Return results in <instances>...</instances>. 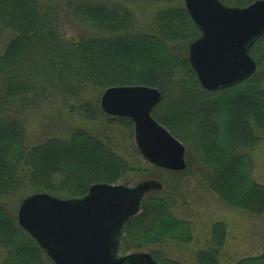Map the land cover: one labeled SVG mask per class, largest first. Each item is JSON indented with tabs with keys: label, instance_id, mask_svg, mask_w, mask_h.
Here are the masks:
<instances>
[{
	"label": "trees",
	"instance_id": "1",
	"mask_svg": "<svg viewBox=\"0 0 264 264\" xmlns=\"http://www.w3.org/2000/svg\"><path fill=\"white\" fill-rule=\"evenodd\" d=\"M159 6L152 29L139 30L129 2ZM247 6L255 0H220ZM59 12V16H58ZM71 13L90 32L65 35L60 11L42 0H0V37L12 33L0 55V264H54L25 231L9 205L12 195L29 190L62 197L84 195L94 183H122L130 169L109 139L77 129L68 138L53 137L29 147L21 115L46 101L61 99L68 111L95 121L104 112L84 98L89 88L150 85L162 91L154 117L180 139L206 167L208 186L229 206L264 216V184L254 178L248 149L264 131V35L250 49L255 73L243 82L206 90L197 78L188 53L174 45L200 35L183 0H90L71 5ZM123 124L132 120L118 117ZM173 202L155 190L144 197L142 209L125 226L120 252L168 241L192 240L190 223L176 218ZM226 239V224L211 226L207 249L197 253L199 264H218ZM162 264H178L152 250ZM235 264H264L259 255Z\"/></svg>",
	"mask_w": 264,
	"mask_h": 264
},
{
	"label": "water",
	"instance_id": "2",
	"mask_svg": "<svg viewBox=\"0 0 264 264\" xmlns=\"http://www.w3.org/2000/svg\"><path fill=\"white\" fill-rule=\"evenodd\" d=\"M184 2L201 33L189 45V60L201 85L224 89L252 75L257 64L250 48L264 35V0L245 7L227 6L220 0ZM160 98L155 87L114 86L104 91L101 106L112 116L132 119L136 144L147 160L183 170L184 145L152 115ZM162 187L147 179L134 186L95 183L81 197L35 193L21 203L18 222L55 264H161L148 252L119 255V245L144 195Z\"/></svg>",
	"mask_w": 264,
	"mask_h": 264
},
{
	"label": "rangeland",
	"instance_id": "3",
	"mask_svg": "<svg viewBox=\"0 0 264 264\" xmlns=\"http://www.w3.org/2000/svg\"><path fill=\"white\" fill-rule=\"evenodd\" d=\"M42 1L52 3L60 11L65 35L78 36L90 32V28L71 13V5L85 0ZM90 1L105 3L110 0ZM127 5L135 12L139 30L150 31L154 13L159 7L157 3L138 1L129 2ZM11 38L12 33L10 32H6L0 37V55L4 52ZM189 45L190 43L175 44L174 50L177 54L182 55L183 53L185 55L188 53L189 56ZM151 87L158 88L156 86ZM158 89L160 90V88ZM104 91L101 88H89L84 92V98L98 102L101 106V97ZM160 92L161 98L158 104L162 103L161 99L163 98L162 91L160 90ZM166 101L164 99L161 105ZM67 108L61 99H52L46 101L39 109L21 115L20 119L24 121L28 146H35L53 137L68 138L77 129L85 130L100 139L107 138L111 141L114 151L129 164L130 169L121 180V184L134 186L136 183L147 179L160 182L163 187L160 190H155V192L173 202L171 211L176 218L190 223L192 230L190 242L168 241L164 244L147 246L144 248L146 252L160 250L163 256L176 261L178 264H199L196 255L199 251L207 249L211 226L218 221L226 224V239L220 252L218 264H235L239 259L256 256L262 252L264 216H253L225 203L208 186L206 167L192 152L189 155L185 154L187 165L183 170L175 171L162 168L147 160L138 149L133 121L132 124L125 125L118 117L106 112H103L97 120L90 121L82 119L74 113L71 114ZM258 135L260 139L254 147L248 149V155L253 164L254 178L264 184V131H259ZM30 193L29 190H23L9 198V205L12 211L16 212V215L21 202ZM4 258L5 250L0 248V263ZM52 263L54 262L52 261Z\"/></svg>",
	"mask_w": 264,
	"mask_h": 264
}]
</instances>
